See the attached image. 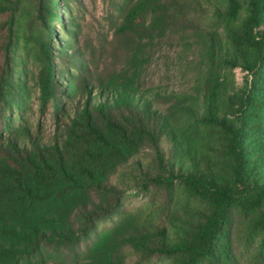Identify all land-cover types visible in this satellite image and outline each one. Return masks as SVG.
<instances>
[{
  "label": "trees",
  "instance_id": "trees-1",
  "mask_svg": "<svg viewBox=\"0 0 264 264\" xmlns=\"http://www.w3.org/2000/svg\"><path fill=\"white\" fill-rule=\"evenodd\" d=\"M69 2L0 0V264H240L232 212L264 232V0H122L101 66ZM187 34L195 93L145 87L150 51ZM235 67L241 85L217 73Z\"/></svg>",
  "mask_w": 264,
  "mask_h": 264
},
{
  "label": "rangeland",
  "instance_id": "rangeland-1",
  "mask_svg": "<svg viewBox=\"0 0 264 264\" xmlns=\"http://www.w3.org/2000/svg\"><path fill=\"white\" fill-rule=\"evenodd\" d=\"M122 0H71L69 11L65 13L62 5L55 6L56 13L73 17V27L79 33V44L89 46L95 53L102 55L98 59L103 65L110 58L112 37L115 25L121 18L120 3ZM203 24L211 29L221 31L217 18L208 12L203 19ZM57 32L61 26L54 21ZM187 40L182 41L179 36L164 40L150 51V57L143 66L141 80L145 87L172 95L181 96L194 94V85L202 70V61L199 59L198 43L195 38L186 35ZM55 41L56 39L53 38ZM58 40L62 45H67L66 39ZM98 55V54H96ZM220 77L233 79L237 85L243 82L244 72L235 67L232 69L218 68ZM31 98L32 109L30 119L38 118L42 122L44 133L52 131L51 105L43 114L37 111V91L34 89ZM39 116V117H38ZM153 199L160 201L162 193L152 189L150 192L129 194L125 198L128 206H134ZM253 212L242 213L235 209L231 215L229 235L232 247L240 264H264V232L253 225Z\"/></svg>",
  "mask_w": 264,
  "mask_h": 264
}]
</instances>
